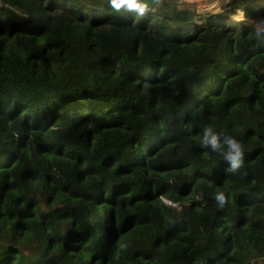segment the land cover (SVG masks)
I'll use <instances>...</instances> for the list:
<instances>
[{
  "label": "trees",
  "instance_id": "obj_1",
  "mask_svg": "<svg viewBox=\"0 0 264 264\" xmlns=\"http://www.w3.org/2000/svg\"><path fill=\"white\" fill-rule=\"evenodd\" d=\"M142 3L0 0V264L264 259V0Z\"/></svg>",
  "mask_w": 264,
  "mask_h": 264
},
{
  "label": "clouds",
  "instance_id": "obj_2",
  "mask_svg": "<svg viewBox=\"0 0 264 264\" xmlns=\"http://www.w3.org/2000/svg\"><path fill=\"white\" fill-rule=\"evenodd\" d=\"M112 7L120 10L122 7H127L129 10L138 9L142 14L145 11V6L142 0H111ZM260 35V31L257 32ZM200 143L205 149H210L214 153H219L227 163L226 172L236 173L240 170L244 163L245 150L243 144L230 135L223 137L215 128L208 124L202 128V136ZM217 205L221 208L226 203L224 192H217L214 195Z\"/></svg>",
  "mask_w": 264,
  "mask_h": 264
},
{
  "label": "rangeland",
  "instance_id": "obj_3",
  "mask_svg": "<svg viewBox=\"0 0 264 264\" xmlns=\"http://www.w3.org/2000/svg\"><path fill=\"white\" fill-rule=\"evenodd\" d=\"M180 7L193 9L197 12H209L220 10L223 5L227 4L231 0H176ZM241 11L232 16L234 18L242 17ZM21 114V113H20ZM257 264H264V259L260 260Z\"/></svg>",
  "mask_w": 264,
  "mask_h": 264
}]
</instances>
